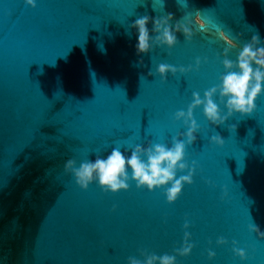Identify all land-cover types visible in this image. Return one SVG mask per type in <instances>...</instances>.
Here are the masks:
<instances>
[{
    "label": "water",
    "instance_id": "1",
    "mask_svg": "<svg viewBox=\"0 0 264 264\" xmlns=\"http://www.w3.org/2000/svg\"><path fill=\"white\" fill-rule=\"evenodd\" d=\"M198 11L206 29L195 24ZM169 13L173 27L192 19L193 40L180 33L174 49L153 46L138 56L131 25ZM221 32L240 48L256 34L264 41V0H38L35 9L0 0V264H128L143 260L142 251L174 255L186 222L196 247L178 264H264V240L248 227L264 230V96L255 114L219 127L202 109L194 113L201 132L187 163L197 164L196 175L174 204L134 182L115 195L96 183L83 190L65 172L67 160H95L117 141L171 143L186 132L175 113L187 111L193 92L203 97L219 83L228 47ZM161 63L193 71L169 73L164 82L156 74ZM215 134L224 147L210 142ZM220 237L228 244L218 245ZM232 241L247 261L235 256Z\"/></svg>",
    "mask_w": 264,
    "mask_h": 264
},
{
    "label": "clouds",
    "instance_id": "2",
    "mask_svg": "<svg viewBox=\"0 0 264 264\" xmlns=\"http://www.w3.org/2000/svg\"><path fill=\"white\" fill-rule=\"evenodd\" d=\"M27 6L35 9L38 0H24ZM175 17L169 13L167 16L152 18L143 16L135 20L131 25L137 34L135 44L138 56L149 54L153 46L174 49L179 43L178 34L182 33L185 40L191 42L196 35L191 18L185 17L175 22ZM152 25L151 30L149 25ZM195 24L200 29L207 28V22L198 11L195 17ZM228 47L223 50L222 64L223 74L219 83L206 90L203 97L199 92H193L192 102L187 111L179 110L175 113V121H183L186 132H180L173 136L171 143H155L149 141L147 145L139 143L128 144L119 141L107 155H97L95 160L85 159L77 166L75 159H69L65 164V172L74 176L77 185L87 190L90 185L96 183L105 193L119 194L121 191H128L131 183H135L138 189L149 191L162 190L169 204L177 202L182 195L185 185H192L196 175L197 164L187 163V149L197 141V133L201 132L194 113L198 109L203 110V115L212 126H223L234 115L251 116L255 114L259 99L264 96V41L256 34L250 42L244 43L240 48L239 44L228 36L226 32L220 33ZM239 48L236 59H231L233 49ZM219 59V57H218ZM143 65V60H140ZM202 61L197 58L195 70H199ZM193 71L192 66L188 68L161 63L156 69V74L167 82L168 74L176 76L178 73L187 75ZM149 76H154L149 71ZM218 98V100H217ZM225 109L227 110L225 112ZM230 131L235 132L236 126L232 125ZM212 144L224 147L225 140L219 134L211 136ZM180 173H187L179 175ZM225 196L227 190L224 191ZM116 209L114 208L113 211ZM183 247L178 248L174 255L165 253L159 256L155 253L149 254L142 251L143 260L135 257L128 258V264H178L177 257H189L196 245L191 243V235L187 229L190 225L186 222ZM249 231L255 233L264 240V230L257 224H249ZM211 243V242H210ZM218 245L224 246L228 241L220 237ZM233 252L241 261L248 260V254L241 249L236 241H232ZM208 259H216V253L209 249Z\"/></svg>",
    "mask_w": 264,
    "mask_h": 264
},
{
    "label": "snow or ice",
    "instance_id": "3",
    "mask_svg": "<svg viewBox=\"0 0 264 264\" xmlns=\"http://www.w3.org/2000/svg\"><path fill=\"white\" fill-rule=\"evenodd\" d=\"M182 3H184L186 5V0H181ZM160 3L162 4V0H160ZM144 116H141V126H142V120H143Z\"/></svg>",
    "mask_w": 264,
    "mask_h": 264
}]
</instances>
